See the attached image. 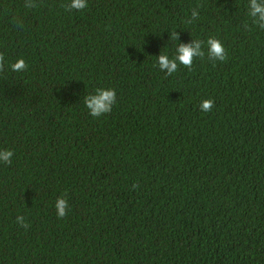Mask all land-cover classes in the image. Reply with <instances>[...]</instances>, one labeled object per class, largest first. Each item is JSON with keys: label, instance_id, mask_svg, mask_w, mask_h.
Wrapping results in <instances>:
<instances>
[{"label": "trees", "instance_id": "1", "mask_svg": "<svg viewBox=\"0 0 264 264\" xmlns=\"http://www.w3.org/2000/svg\"><path fill=\"white\" fill-rule=\"evenodd\" d=\"M32 2L0 0V264H264V29L248 0ZM209 37L226 61L160 71ZM98 88L116 102L93 117Z\"/></svg>", "mask_w": 264, "mask_h": 264}, {"label": "clouds", "instance_id": "2", "mask_svg": "<svg viewBox=\"0 0 264 264\" xmlns=\"http://www.w3.org/2000/svg\"><path fill=\"white\" fill-rule=\"evenodd\" d=\"M26 8L36 7L32 0H25ZM66 10H83L87 7V0H69V3L65 5ZM248 16L251 18L252 23L261 29H264V0H248ZM198 17V11L193 10L191 12V18L186 21L192 23ZM245 24V28H247ZM169 39L179 41V33L172 32ZM204 41L199 39L192 40L191 43L181 44L176 47L174 55L169 58L166 54H160L157 57V65L160 71L165 72L170 76L178 70V66L182 65L189 70L192 68L195 58L203 59L207 55L211 61L224 62L227 59L225 48L220 40L214 37H209L206 41L207 52L204 50ZM28 65L24 59H18L11 65L13 72H22L26 70ZM4 70V56L0 54V72ZM116 102V92L114 89L98 88L94 94H89L84 98V104L89 111V114L93 117H99L106 113L111 112L114 103ZM214 101L211 99L203 100L199 107L203 112H210L212 110ZM13 152L11 150H0V161L10 164ZM137 187V185H133ZM55 208L57 210V217L64 218L67 215L66 209L68 208V202L64 197L57 198L55 202ZM16 222L22 227L27 229L29 226L25 223L23 216H17Z\"/></svg>", "mask_w": 264, "mask_h": 264}]
</instances>
